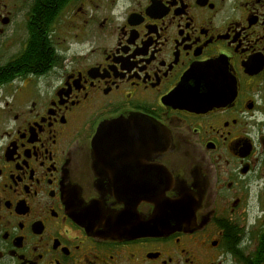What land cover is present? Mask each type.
<instances>
[{
	"label": "flooded vegetation",
	"instance_id": "obj_1",
	"mask_svg": "<svg viewBox=\"0 0 264 264\" xmlns=\"http://www.w3.org/2000/svg\"><path fill=\"white\" fill-rule=\"evenodd\" d=\"M0 264H264V0H0Z\"/></svg>",
	"mask_w": 264,
	"mask_h": 264
},
{
	"label": "water",
	"instance_id": "obj_2",
	"mask_svg": "<svg viewBox=\"0 0 264 264\" xmlns=\"http://www.w3.org/2000/svg\"><path fill=\"white\" fill-rule=\"evenodd\" d=\"M226 97L227 95H217L213 93L209 96V100L205 102V104L200 105L203 107L206 106L207 108L220 106L223 104ZM184 105L188 106L189 103L184 102ZM95 143L96 139L93 140V147ZM181 195L182 193L180 197ZM138 200L154 205L155 211L152 217L148 220L139 218L136 213L135 205L130 207L127 199H122L121 202L126 206L125 209L117 214H113L115 216L107 218V227H105L104 232L113 235L114 238H133L142 235L171 232L176 225L180 223L184 224L183 221L177 218L181 209L185 206L184 199L178 198L177 200H168L164 197L163 191H149L142 193V196H140Z\"/></svg>",
	"mask_w": 264,
	"mask_h": 264
}]
</instances>
